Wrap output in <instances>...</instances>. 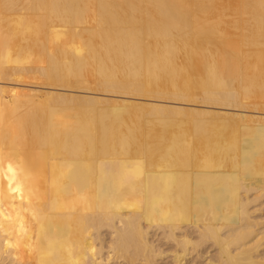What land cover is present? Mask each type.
Here are the masks:
<instances>
[{
    "label": "bare ground",
    "instance_id": "obj_1",
    "mask_svg": "<svg viewBox=\"0 0 264 264\" xmlns=\"http://www.w3.org/2000/svg\"><path fill=\"white\" fill-rule=\"evenodd\" d=\"M257 201L264 0H0V264H264Z\"/></svg>",
    "mask_w": 264,
    "mask_h": 264
},
{
    "label": "rangeland",
    "instance_id": "obj_2",
    "mask_svg": "<svg viewBox=\"0 0 264 264\" xmlns=\"http://www.w3.org/2000/svg\"><path fill=\"white\" fill-rule=\"evenodd\" d=\"M206 41H207V39L204 37H197L196 38L197 44L201 43L203 45H206V43H207ZM199 48H200V46H198V49ZM209 63H210V59L207 55L194 52V53H192V57L189 61V65H188L189 69L187 70L188 72L187 71L186 72L184 71L185 73L183 72V74L187 75V78L189 79V86L191 88V95L195 98H198L202 95L204 83L208 78ZM71 92L72 93H78V94L82 93L80 90H76V89L72 90ZM253 203H255V204L257 203L256 205L252 204V205H254V207H253L254 209H257V207L260 206V204H262L263 207L260 206V208L259 207L258 208L262 209L264 211V205H263L264 202L263 203L261 202L259 205H258V201L253 202ZM259 209L256 210L258 212V214L261 216V218L258 217V220L262 221V220H264V212L262 210L260 212ZM257 212H256V214H257ZM262 223L257 224L256 225L257 227L255 226L257 228V230L262 229V228H259V226H261ZM263 229H264V227H263ZM263 244L261 245V246H263V248L262 247L259 248L260 252H262V253L264 252V245ZM211 251H212V248H211ZM213 252L214 251H212L211 253H213ZM193 256L195 257L196 260H194ZM167 257L164 258V260H162V261L158 260V262L155 264H164V263L165 264H171L169 257L168 258ZM190 257H192V258L189 261ZM200 259L199 258L197 259L195 255H191V256H188V259H187L189 262L187 260H185L186 262H184L183 264H196V262L200 263V261L202 260V259L201 260ZM202 261H201V263L205 264V262L204 261L202 262ZM161 262H163V263H161ZM199 263H197V264H199Z\"/></svg>",
    "mask_w": 264,
    "mask_h": 264
}]
</instances>
